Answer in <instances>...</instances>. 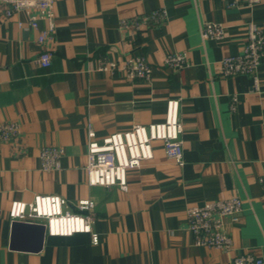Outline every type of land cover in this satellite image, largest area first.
I'll return each instance as SVG.
<instances>
[{
    "label": "crops",
    "instance_id": "0c3cea01",
    "mask_svg": "<svg viewBox=\"0 0 264 264\" xmlns=\"http://www.w3.org/2000/svg\"><path fill=\"white\" fill-rule=\"evenodd\" d=\"M158 9L168 13L160 24L135 34L120 26ZM54 10L46 69L37 62L42 47L28 17L0 13V123L20 126L15 139L0 140V264H230L246 252L264 262V64L257 90L248 75L220 74V61L241 53L246 24L264 28V0L253 9L229 8L226 0H55ZM206 22L223 24L225 38H203ZM171 53H186L189 67H167ZM128 56L148 61L151 81L99 69L103 60ZM172 98L180 99L184 163L156 142L153 160L129 172L126 190L90 187L88 124L100 140L161 122ZM50 146L64 153L59 169L44 171L40 153ZM39 194L70 204L92 199L99 244L85 233L50 236L43 219L11 223L12 202ZM231 196L244 206L228 225L233 250L196 246L187 209Z\"/></svg>",
    "mask_w": 264,
    "mask_h": 264
},
{
    "label": "built area",
    "instance_id": "2783aa9c",
    "mask_svg": "<svg viewBox=\"0 0 264 264\" xmlns=\"http://www.w3.org/2000/svg\"><path fill=\"white\" fill-rule=\"evenodd\" d=\"M229 8L246 6L253 9L263 0H226ZM55 0H0V13L10 18L22 13L28 17L27 28L38 31L37 41L42 47L38 64L42 68L52 65L53 52L48 48L56 33ZM166 9H158L129 19H122L120 26L132 34L141 32L145 27L157 25L167 20ZM40 22L45 27L40 29ZM25 27L24 22L18 23ZM247 39L238 55H229L220 61L222 77L248 75L253 78L254 88L260 86L258 72L264 64V28L254 22H248ZM226 36L223 24L206 22L202 28L205 39L222 40ZM164 64L181 70L189 67L186 53H171ZM104 72L123 71L129 80L151 81L153 67L143 57L128 56L124 62L106 61L100 63ZM236 101V99H234ZM234 101V102H235ZM235 104V103H234ZM235 107V105H233ZM20 126L16 122L0 123V140L10 141L19 134ZM87 183L90 187L102 186L126 190L128 174L139 169L143 163L154 158V143L160 142L165 153L179 165L184 163L183 140L184 126L180 120V99L167 101L165 118L161 122L148 125L135 124L130 130L110 134L98 139L91 123L88 124ZM63 150L58 147H44L40 153L42 169L53 171L60 168ZM264 192V176L260 178ZM74 207V211L69 208ZM95 202L90 198L79 199L70 204L59 195H36L30 202L13 201L7 213L11 223H29L43 219L47 233L53 237H70L77 233L90 234L94 245L100 242L99 235L93 231L91 212ZM244 211L243 201L238 196L208 201L204 205L187 209V230L193 234L195 245L209 249L233 250V239L229 232V223H237ZM3 211L0 209V225ZM230 264H264L263 260L250 252L235 256Z\"/></svg>",
    "mask_w": 264,
    "mask_h": 264
},
{
    "label": "water",
    "instance_id": "95a60500",
    "mask_svg": "<svg viewBox=\"0 0 264 264\" xmlns=\"http://www.w3.org/2000/svg\"><path fill=\"white\" fill-rule=\"evenodd\" d=\"M15 224H16V223H15ZM16 225H18V224H16ZM41 227L44 229V226H43V225H42Z\"/></svg>",
    "mask_w": 264,
    "mask_h": 264
}]
</instances>
